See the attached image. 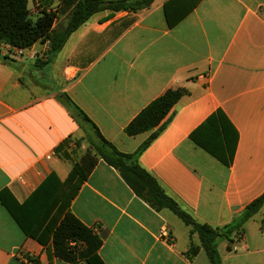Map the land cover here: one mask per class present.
<instances>
[{"label":"crops","instance_id":"obj_1","mask_svg":"<svg viewBox=\"0 0 264 264\" xmlns=\"http://www.w3.org/2000/svg\"><path fill=\"white\" fill-rule=\"evenodd\" d=\"M116 1V0H104ZM60 0H28L32 20L55 13L66 25L71 8ZM165 10L174 19L171 28ZM49 41L22 55L0 57V196L18 204L50 174L64 181L85 153L82 129L58 99L65 93L119 151L134 152L151 131L127 136L125 127L168 89L185 93L166 128L142 152L140 166L164 193L199 223L231 222L264 194V0H153L136 11L93 14L43 68ZM3 52L1 56H4ZM237 135L225 166L190 135L216 112ZM85 128L92 133L90 125ZM216 136V132H215ZM219 135H217V138ZM70 139L68 160L46 155ZM0 197V264H70L26 238ZM71 213L102 241L104 264H208L202 250L189 258L196 234L167 209L138 198L118 171L98 160L71 200ZM264 206L243 226L240 240L218 245L221 264H264ZM165 229L169 243L160 237ZM229 247V248H228ZM75 264H87L80 261Z\"/></svg>","mask_w":264,"mask_h":264},{"label":"trees","instance_id":"obj_2","mask_svg":"<svg viewBox=\"0 0 264 264\" xmlns=\"http://www.w3.org/2000/svg\"><path fill=\"white\" fill-rule=\"evenodd\" d=\"M60 1L62 11L68 8H71V11L66 25L55 30L52 28L55 13L42 10L39 17L32 20L28 0H0V57L6 62L9 60L6 55L1 56L4 46L28 49L37 41L47 40L50 51L46 61L36 59L34 63L35 68L41 69L55 58L68 36L93 14L103 10L136 11L148 7L153 0ZM184 16L185 13H182L172 19L165 10V19L169 28ZM184 93L183 89L166 90L141 110L125 127L124 133L127 136L151 131L148 138L131 153L119 151L112 143L104 139L84 112L65 93L59 94L58 99L69 110L70 116L78 126L87 131L85 125H90L92 133L88 132L89 147L80 160L72 165L64 181L61 182L55 173H50L21 204L11 197L5 202L3 196H0L26 238L35 240L43 247L50 243L53 255L66 263L75 264L85 261L87 264H104L98 256L101 239L83 225L69 209L70 202L77 194L79 187L100 159L118 171L122 180L138 198L156 210H169L189 228L190 236L197 235L199 245L190 243L186 252L189 258L196 256L202 250L208 264H221L219 243L223 240L230 243L240 240L244 224L264 206V194L234 215L230 223L214 228L197 222L183 211L139 164L140 155L166 128L170 121L168 114ZM217 135H219L218 138ZM190 139L222 164L230 166L237 135L234 129L224 123L221 112L212 114L198 130L190 135ZM69 142L70 139H67L54 150L59 158L69 159L66 151ZM261 228L264 229V221ZM20 264H39V262L37 258L26 257L25 261H20Z\"/></svg>","mask_w":264,"mask_h":264},{"label":"built area","instance_id":"obj_3","mask_svg":"<svg viewBox=\"0 0 264 264\" xmlns=\"http://www.w3.org/2000/svg\"><path fill=\"white\" fill-rule=\"evenodd\" d=\"M3 54L5 55H11L14 57H19L22 55V49L14 48L10 46H4L2 49ZM55 152H50L48 155H46V159H50L51 157L55 156ZM160 237L166 242L169 243L170 240L168 239V234L165 229H162L160 231Z\"/></svg>","mask_w":264,"mask_h":264},{"label":"rangeland","instance_id":"obj_4","mask_svg":"<svg viewBox=\"0 0 264 264\" xmlns=\"http://www.w3.org/2000/svg\"><path fill=\"white\" fill-rule=\"evenodd\" d=\"M88 130L87 131H84V129L82 130V133H81V136L80 138L77 140V144H78V147L76 148L75 150V158L78 157L77 154L80 152H78V150H80L81 147H85V152L88 150V139H89V134H88Z\"/></svg>","mask_w":264,"mask_h":264}]
</instances>
